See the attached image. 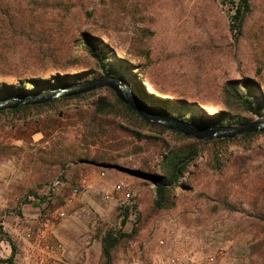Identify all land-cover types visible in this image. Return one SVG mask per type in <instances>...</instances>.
<instances>
[{"label": "rangeland", "instance_id": "374dc122", "mask_svg": "<svg viewBox=\"0 0 264 264\" xmlns=\"http://www.w3.org/2000/svg\"><path fill=\"white\" fill-rule=\"evenodd\" d=\"M107 76L152 113L193 125L264 118V0H0V99ZM236 88L256 96L259 116ZM67 200L94 233V264L212 254L264 264V132L198 140L149 123L110 89L1 111L0 263L24 209ZM108 235L119 239L110 263Z\"/></svg>", "mask_w": 264, "mask_h": 264}, {"label": "crops", "instance_id": "0c3cea01", "mask_svg": "<svg viewBox=\"0 0 264 264\" xmlns=\"http://www.w3.org/2000/svg\"><path fill=\"white\" fill-rule=\"evenodd\" d=\"M73 210L68 200L62 209H24L27 216L35 218L33 234L30 238L12 235L13 241L3 242L5 255H1L4 261L0 264H94L98 254L94 233L79 224ZM15 248L19 254L14 253Z\"/></svg>", "mask_w": 264, "mask_h": 264}, {"label": "water", "instance_id": "95a60500", "mask_svg": "<svg viewBox=\"0 0 264 264\" xmlns=\"http://www.w3.org/2000/svg\"><path fill=\"white\" fill-rule=\"evenodd\" d=\"M104 89L114 91L124 104L130 107L134 112L149 123L163 126L167 129L180 132L186 136H192L198 140L233 139L250 133L264 132V118L236 127L206 129L170 115L154 114L142 106V104L138 101L131 99V97L126 93L123 83L110 76L84 83L72 84L62 88H52L46 92L32 95L6 97L0 99V112L16 110L27 106L45 105L56 100L87 95ZM96 166L135 175L133 171L118 165L99 164Z\"/></svg>", "mask_w": 264, "mask_h": 264}, {"label": "built area", "instance_id": "2783aa9c", "mask_svg": "<svg viewBox=\"0 0 264 264\" xmlns=\"http://www.w3.org/2000/svg\"><path fill=\"white\" fill-rule=\"evenodd\" d=\"M102 177H106L105 173L101 174ZM85 184V182H83ZM57 184H60V182H57ZM125 190V185L123 183L116 184L113 188L112 192H117V193H122ZM112 192H103L102 193V198L103 200L110 202L113 199V193ZM81 193L80 189H74L72 191V198L77 197ZM69 203L70 202L69 200ZM35 225V222L33 219L28 217L26 214H23L22 217L18 220L16 224V237L20 238V236L25 237V238H30L33 234V227ZM207 259L204 260V258L196 257V256H191V257H186L182 261H178L177 263L174 264H216V255H208L206 256Z\"/></svg>", "mask_w": 264, "mask_h": 264}, {"label": "trees", "instance_id": "16d2710c", "mask_svg": "<svg viewBox=\"0 0 264 264\" xmlns=\"http://www.w3.org/2000/svg\"><path fill=\"white\" fill-rule=\"evenodd\" d=\"M238 10L241 11V7H238ZM55 88L53 86H50L49 89ZM247 88V87H246ZM238 94L235 95V99L239 100L242 108L246 112H250L253 115H260L259 111H257L256 108V96L250 91L243 90L241 88H236L235 90ZM245 95V96H244ZM6 98V97H5ZM57 101V100H56ZM55 102V101H53ZM51 102V103H53ZM50 104V103H48ZM46 105V104H45ZM20 109V108H18ZM162 114V113H159ZM163 115V114H162ZM172 116V115H171ZM174 117V116H173ZM229 119L227 120H221L220 123L217 125L212 126L211 124H208L205 120H201L200 123H196L195 125L201 128H226L231 127L226 125ZM119 239L111 238L110 235L106 236L103 242V254L107 258L108 262H111V249L118 243Z\"/></svg>", "mask_w": 264, "mask_h": 264}, {"label": "bare ground", "instance_id": "6f19581e", "mask_svg": "<svg viewBox=\"0 0 264 264\" xmlns=\"http://www.w3.org/2000/svg\"><path fill=\"white\" fill-rule=\"evenodd\" d=\"M148 93H150V94H154V92H153V91H151V90H148Z\"/></svg>", "mask_w": 264, "mask_h": 264}]
</instances>
